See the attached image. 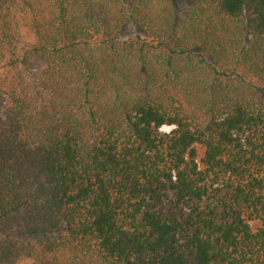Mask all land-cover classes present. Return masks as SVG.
<instances>
[{
    "label": "trees",
    "instance_id": "trees-1",
    "mask_svg": "<svg viewBox=\"0 0 264 264\" xmlns=\"http://www.w3.org/2000/svg\"><path fill=\"white\" fill-rule=\"evenodd\" d=\"M186 1L0 0V264H264V0Z\"/></svg>",
    "mask_w": 264,
    "mask_h": 264
},
{
    "label": "rangeland",
    "instance_id": "rangeland-1",
    "mask_svg": "<svg viewBox=\"0 0 264 264\" xmlns=\"http://www.w3.org/2000/svg\"><path fill=\"white\" fill-rule=\"evenodd\" d=\"M175 4L178 8L179 14H184L188 8L190 7V4L186 0H175ZM22 32L26 38V41L30 46H33L35 43V35L26 27H22ZM139 31L135 29L134 27L130 26L128 27L126 33L124 34L125 38L134 36L135 34H138ZM142 36H145L142 33ZM43 64L41 59L34 54V52L30 51V63L29 68L32 73V79L37 80L39 77L41 70H42ZM165 130H169V128H164Z\"/></svg>",
    "mask_w": 264,
    "mask_h": 264
}]
</instances>
